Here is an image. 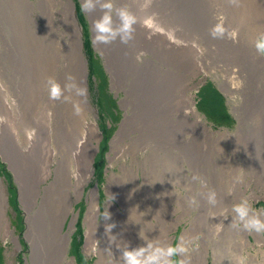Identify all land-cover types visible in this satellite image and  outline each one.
Wrapping results in <instances>:
<instances>
[{
  "label": "bare ground",
  "instance_id": "1",
  "mask_svg": "<svg viewBox=\"0 0 264 264\" xmlns=\"http://www.w3.org/2000/svg\"><path fill=\"white\" fill-rule=\"evenodd\" d=\"M34 3L0 0V157L13 171L18 204L25 213L24 239L30 245L25 264H73L68 245L74 216L68 229L65 226L73 199L79 200L92 175L98 149L93 142L100 139V131L88 115L92 108L85 98L51 101L45 87L47 77L63 83L69 73L86 86L88 64L76 3ZM116 4L138 17L134 39L127 45L117 40L96 47L110 61L112 89L125 93L121 103L126 113L108 155L109 165L117 164L119 171L107 177L108 219L99 218L96 189L88 194L84 251L97 256L94 264H122V249L143 246L141 236L172 244L170 233L179 223L173 218L174 202H180L182 215L188 214L186 203L200 176L206 184L208 179L216 185L223 181L228 192L218 189L220 209L183 228L191 264H264V233L232 224V206L252 180L264 190V56L254 48L262 31L250 36L256 32L253 28L264 30V22L255 20L264 19V2L253 9L247 0L238 5L229 0H116ZM237 6L254 20L237 23ZM99 15L85 14L90 34ZM218 22L228 30L222 39L210 35ZM212 69L222 73L215 79L236 121L232 132H212L194 106L192 79ZM76 101L82 107L79 116L73 114ZM52 173L53 179L40 188ZM249 197L251 203L259 199L255 194ZM5 204L0 179V236L20 245L9 227ZM109 224L114 225L110 233ZM200 234L201 243L194 246ZM209 249L212 260L206 258Z\"/></svg>",
  "mask_w": 264,
  "mask_h": 264
},
{
  "label": "rangeland",
  "instance_id": "2",
  "mask_svg": "<svg viewBox=\"0 0 264 264\" xmlns=\"http://www.w3.org/2000/svg\"><path fill=\"white\" fill-rule=\"evenodd\" d=\"M210 1L214 3L216 0ZM247 1L252 9L253 6H261L260 1L264 2V0ZM31 2L35 5L34 2H36V0H31ZM73 2L76 3V5H74L77 19L80 25L83 26L80 41L82 43V47L84 48V51L82 48L84 59L88 64L86 87L87 85L89 87H87V97L85 99L89 103L90 108H92L91 114L88 115L93 117L95 122L97 121L100 131V139L93 142L96 146L98 145V149L93 157L92 175L89 178V181L84 185V190L82 191L79 200L73 199L72 212L68 214L65 229H68L74 216L75 224L74 230L70 231L73 233L69 237L72 244L70 246L68 245V259L72 258L74 261L73 264H94L97 256L84 251L83 233L85 228L83 219L86 211L85 209H87V197L93 189H96L97 201L99 204L98 206H100L99 218H102L105 214L104 205L109 199L106 193L107 177L110 175L111 171H119L117 164H113L112 166L109 165L108 155L110 153V142L126 113V110L123 108L124 106L121 103V100L125 97V93L124 90L116 91L112 89L111 75L107 70V66L110 61L105 59L103 53L92 44L90 35L92 34L93 38V33L90 34L88 21L81 9L82 0H72V3ZM245 8L247 7H244V9ZM237 9V14L239 15L236 21L237 23H246L254 20H251L252 18L249 12L246 11L247 15H245V12L240 7L237 6ZM255 20L259 21L257 23L264 22V19L262 20L259 16ZM253 30H256V32L251 31L250 36L251 34H258L260 31L264 33V30H261L260 28H253ZM236 63L238 64L239 61H236ZM211 71L212 72L210 73L200 72L192 79V81L196 84V89L192 90V93L194 94V106L201 119L206 123L207 128H209L212 132H232L236 125V121L228 103V99L226 98L227 96L225 95V92L220 89L219 81L215 79V76H219L222 73L213 69ZM244 92L248 91L245 90ZM247 125L249 126V123H247ZM256 127L257 126L254 125V128ZM12 172L13 171L8 168V163L0 157V179L5 186L6 194V204L4 205L5 216L9 222V227L12 231L13 237H16L17 240H20L21 242L20 245H16L12 238L3 240L2 236H0V264H25V257H30V245H27V241L24 239V232L26 228L24 218L25 213L21 204H18V186L14 180L15 178L13 177L14 175ZM52 179L53 173L46 182L41 184L40 188L47 185V182H50ZM139 180L141 181L140 171ZM194 180H196L197 185L193 186L190 198L195 197L197 204L190 205V203H186V206L188 205L190 207L188 210L189 213L182 215V210L178 207L180 206V202H174L175 213L173 214V218L179 219L176 230L170 233L174 244L178 242L183 228H189L191 226L190 223L192 220L202 222L206 218L207 214L220 209V202H218L216 206L208 203L206 197L209 191L214 190L216 192L219 189V192H228L224 190V186H221L223 181L216 185L212 182V179H208L207 184L205 181L202 182V178H200V176ZM258 183V181L252 180V183L247 186L245 193L240 195L241 199L247 196L249 199V194H255L258 196L259 199L256 201L257 203L252 202V206L256 210L264 208V205L260 206V204L264 203V190L262 189V185H258ZM188 184L189 186L191 185L190 180H188ZM199 188L201 189V193L198 190ZM225 189H227V186H225ZM197 193L199 195H197ZM226 194L227 193H225V196ZM220 199H222L221 196ZM113 202L119 208V205L114 200ZM140 212L142 213L144 210L140 209ZM206 231L207 226L206 229H204V232ZM201 237V234L198 235L195 239L196 242L194 243V246L200 245L201 242L199 241ZM248 240L254 243L251 234H249ZM210 257L212 260L211 249H209L208 257L206 258L210 259Z\"/></svg>",
  "mask_w": 264,
  "mask_h": 264
},
{
  "label": "clouds",
  "instance_id": "3",
  "mask_svg": "<svg viewBox=\"0 0 264 264\" xmlns=\"http://www.w3.org/2000/svg\"><path fill=\"white\" fill-rule=\"evenodd\" d=\"M230 4L238 5L239 0H229ZM81 9L86 15L99 11L100 15L92 21V44L94 47L100 45H111L117 40L127 45L134 39L135 25L138 17L127 6H117L116 0H82ZM228 32L223 22H218L210 29V35L216 39H222ZM254 48L259 56H264V33H261L254 42ZM45 87L48 98L51 101L70 102L72 97H87V87L78 82L71 73L66 74L64 82L61 83L55 77H47ZM73 114H82L79 101L73 103ZM239 182V181H238ZM209 204L215 206L217 195L214 190L207 194ZM190 205L197 204L195 197L190 198ZM232 217L234 227L242 228L247 232L264 233V208L256 210L247 198H242L232 206ZM104 219L109 218L106 212ZM114 225H106V232H111ZM143 246L122 249L120 259L122 264H191V254L188 241L181 236L176 244H162L158 240H148Z\"/></svg>",
  "mask_w": 264,
  "mask_h": 264
},
{
  "label": "trees",
  "instance_id": "4",
  "mask_svg": "<svg viewBox=\"0 0 264 264\" xmlns=\"http://www.w3.org/2000/svg\"><path fill=\"white\" fill-rule=\"evenodd\" d=\"M71 244H72V242H71Z\"/></svg>",
  "mask_w": 264,
  "mask_h": 264
}]
</instances>
